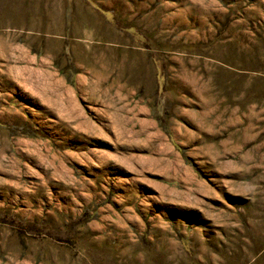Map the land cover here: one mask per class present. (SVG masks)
I'll use <instances>...</instances> for the list:
<instances>
[{"label":"rangeland","instance_id":"obj_1","mask_svg":"<svg viewBox=\"0 0 264 264\" xmlns=\"http://www.w3.org/2000/svg\"><path fill=\"white\" fill-rule=\"evenodd\" d=\"M0 264H264V0H0Z\"/></svg>","mask_w":264,"mask_h":264},{"label":"trees","instance_id":"obj_2","mask_svg":"<svg viewBox=\"0 0 264 264\" xmlns=\"http://www.w3.org/2000/svg\"><path fill=\"white\" fill-rule=\"evenodd\" d=\"M34 227L32 226V228L30 230H32Z\"/></svg>","mask_w":264,"mask_h":264}]
</instances>
